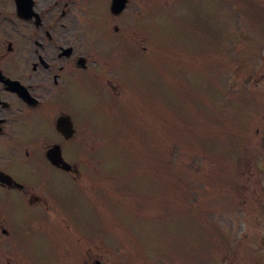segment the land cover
Returning <instances> with one entry per match:
<instances>
[{
    "label": "rangeland",
    "instance_id": "374dc122",
    "mask_svg": "<svg viewBox=\"0 0 264 264\" xmlns=\"http://www.w3.org/2000/svg\"><path fill=\"white\" fill-rule=\"evenodd\" d=\"M203 4L214 46L189 39L191 0H151L147 63L136 60L130 73L129 54L115 55L117 96L100 99L109 117L96 125L120 134L89 138L86 157L104 168L94 177L103 191L97 218L69 196L58 197L77 218H59L68 229L54 236L38 226L46 239L19 236L26 225L11 218L13 234L0 230L1 264L17 246L22 264H264V0ZM137 29L145 33L144 22ZM195 213L201 247L191 241Z\"/></svg>",
    "mask_w": 264,
    "mask_h": 264
},
{
    "label": "flooded vegetation",
    "instance_id": "af4514ba",
    "mask_svg": "<svg viewBox=\"0 0 264 264\" xmlns=\"http://www.w3.org/2000/svg\"><path fill=\"white\" fill-rule=\"evenodd\" d=\"M124 1L115 14L113 0H0V230L11 218L47 221L58 196L72 195L78 170L58 167L49 152L73 165L100 136L89 108L99 92L116 91L115 55L134 54L137 8L148 9L149 0Z\"/></svg>",
    "mask_w": 264,
    "mask_h": 264
},
{
    "label": "water",
    "instance_id": "95a60500",
    "mask_svg": "<svg viewBox=\"0 0 264 264\" xmlns=\"http://www.w3.org/2000/svg\"><path fill=\"white\" fill-rule=\"evenodd\" d=\"M123 7H124V6L122 5V6H121V9H122Z\"/></svg>",
    "mask_w": 264,
    "mask_h": 264
}]
</instances>
